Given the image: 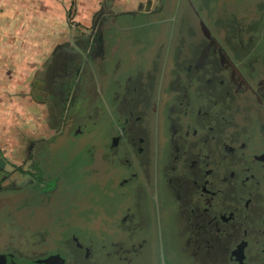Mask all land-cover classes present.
<instances>
[{
    "label": "flooded vegetation",
    "instance_id": "af4514ba",
    "mask_svg": "<svg viewBox=\"0 0 264 264\" xmlns=\"http://www.w3.org/2000/svg\"><path fill=\"white\" fill-rule=\"evenodd\" d=\"M253 27L240 23L195 45L162 42L147 70L139 64L109 81L103 63L89 60L90 78L82 80L103 103L88 117L108 123L100 158L115 185L111 195L120 198L108 215L120 226L104 234L118 246L104 254L110 264H162V245L170 264H264V23ZM65 55L51 82L59 95L67 92L66 62L73 59ZM74 96H65L67 107ZM10 176L0 168V188ZM170 236L179 241L178 258ZM72 239L86 258L94 256L92 246Z\"/></svg>",
    "mask_w": 264,
    "mask_h": 264
},
{
    "label": "rangeland",
    "instance_id": "374dc122",
    "mask_svg": "<svg viewBox=\"0 0 264 264\" xmlns=\"http://www.w3.org/2000/svg\"><path fill=\"white\" fill-rule=\"evenodd\" d=\"M213 1L218 2L206 1L209 8L213 7ZM226 2L223 1L220 6L215 3L217 9L212 8V12L220 10L224 19L227 17L230 22L234 21L231 19V12L235 11L233 14L236 16L237 13H246L252 9L256 15L253 29H262L264 0ZM208 7L201 6L200 12L204 14L206 8V12L210 13ZM187 13L194 24L200 25V20L193 11L188 10ZM172 19L176 22L164 24L165 26L154 23L134 30L138 41L134 39L120 47V57L112 59V63L108 64L111 72L109 71L107 79L113 77V63L118 60L124 69L147 64L150 54L158 53V45L151 41L158 33H162L166 40L169 37L172 40L173 36L176 39V36L182 34L184 26L179 14L177 17L175 14ZM189 35L192 41L199 38L195 33ZM169 42L165 44L169 45ZM161 56H165V51ZM81 81L80 86L73 90L75 103L64 111L65 120L58 129L61 133L47 128L45 132L35 134L37 136H34L31 148L28 143L24 145L23 153L17 151L16 155L11 156L14 162L7 167L11 176L3 181L0 188V253L12 252L18 259L60 253L72 258L70 264H110L111 259L104 254L118 248L112 246L110 239L104 236L106 233L113 234L112 225L115 229L120 226L119 222L114 224L109 220L108 215L118 208L120 198L111 195L115 185L110 182L106 161L100 158L101 149L105 148L109 139V127L103 116L93 122L89 119V114H94L93 106L103 102L93 88L86 89L84 80ZM48 92L49 101H57L51 82ZM110 105L113 106L112 102ZM100 112L105 115L103 110ZM80 124L82 129L79 128ZM172 227L173 224L167 221L166 228ZM116 231L114 234H117ZM73 234L84 245L92 246L94 256L85 257V250L77 248L72 239ZM119 239L114 238L115 241ZM177 242L179 241L174 237H169V251L176 258ZM104 243L106 249L103 247ZM115 256L111 258L117 263L118 256ZM141 258H145V255ZM143 262L144 259H140L137 264Z\"/></svg>",
    "mask_w": 264,
    "mask_h": 264
},
{
    "label": "crops",
    "instance_id": "0c3cea01",
    "mask_svg": "<svg viewBox=\"0 0 264 264\" xmlns=\"http://www.w3.org/2000/svg\"><path fill=\"white\" fill-rule=\"evenodd\" d=\"M206 1L0 0V155L7 160L5 170L14 162L12 155H16L17 151L23 153L28 143L31 148L33 138L37 136L35 134L45 132L47 128L61 133L58 129L63 126L64 111L68 109L65 96L73 92L76 80L81 81L84 77L89 80L92 72L89 60L97 58L109 74L108 64L120 57V47L134 39L138 41L134 30L154 23H173L175 19L172 17L179 14L184 32L176 39L173 36L172 41L195 45L202 40L213 39L209 34L212 32L223 31L229 35L231 27L240 28V23L246 31L254 26L255 13L252 9L236 16L233 14L235 11L231 12L234 21L229 22L220 10H211L217 9L215 3L220 6L227 0L213 1L211 8ZM204 5L210 13L206 12V8L204 14L200 12ZM188 10L193 11L200 25L192 22ZM191 33L201 39L190 40ZM163 38L162 33H158L151 41L159 45L171 40V37L168 40ZM101 47L102 51L97 54V49ZM65 51L73 56L72 61L66 62L67 92L59 95L53 91L58 99L50 102L49 84L64 70L59 63L66 61ZM156 57L157 53L150 54V60L144 64L145 70ZM116 63L120 67L113 77L122 78L136 71V66L124 69L120 60L113 64Z\"/></svg>",
    "mask_w": 264,
    "mask_h": 264
},
{
    "label": "water",
    "instance_id": "95a60500",
    "mask_svg": "<svg viewBox=\"0 0 264 264\" xmlns=\"http://www.w3.org/2000/svg\"><path fill=\"white\" fill-rule=\"evenodd\" d=\"M7 160L0 155V168L5 169ZM0 264H65V259L59 253L49 254L36 260H19L11 253H0ZM162 264H170L162 245Z\"/></svg>",
    "mask_w": 264,
    "mask_h": 264
}]
</instances>
